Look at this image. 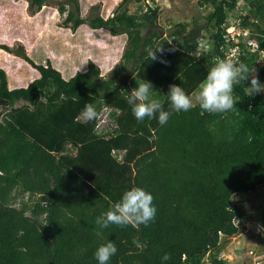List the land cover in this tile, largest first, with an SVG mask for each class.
<instances>
[{
    "label": "trees",
    "instance_id": "trees-1",
    "mask_svg": "<svg viewBox=\"0 0 264 264\" xmlns=\"http://www.w3.org/2000/svg\"><path fill=\"white\" fill-rule=\"evenodd\" d=\"M26 1L40 12L46 0ZM66 1L72 9L59 8L67 13L65 25L124 35L126 47L107 74L89 60L86 70L64 77L21 48L17 55L39 78L10 89L0 69V264H97L95 249L108 239L118 248L110 264H202L208 252L213 264H227L218 260L223 239L238 236L251 220L259 223L256 238L264 247V207L257 217L241 204L264 186V92L250 95L246 88L253 76L264 84V0H198L210 7L209 47L190 23L162 27L170 0H122L111 16L86 18L79 0ZM133 1L138 9L131 13ZM229 22L253 41H230ZM234 46L240 53L230 60L253 71L234 84V108L208 113L196 103L188 112L171 111L169 85L193 96L206 62L227 58ZM161 47L153 61L149 51ZM143 79L171 111L164 126L155 118L138 122L131 112L126 97ZM86 104L96 119L82 115ZM132 186L153 194L155 219L101 230L96 218ZM247 257L242 264L255 263Z\"/></svg>",
    "mask_w": 264,
    "mask_h": 264
},
{
    "label": "rangeland",
    "instance_id": "rangeland-1",
    "mask_svg": "<svg viewBox=\"0 0 264 264\" xmlns=\"http://www.w3.org/2000/svg\"><path fill=\"white\" fill-rule=\"evenodd\" d=\"M121 1L79 0L83 9L82 17L101 13L104 17H109ZM61 6H65L68 11L72 9L66 0H46L40 12L31 9L26 0H0V69L7 73L10 89L27 87L39 78L38 71L17 55L16 52L20 48L34 63H51L64 77L73 76L79 69L86 70L89 60L100 65L110 62L113 64L111 67L116 66L121 60L126 47L124 35L113 37L108 32L95 31L88 24L81 25L77 31H73L72 23L64 24L67 13L60 12ZM96 7L99 8L98 13L92 11V8ZM137 9L138 4L133 1L129 5V10L134 13ZM209 9V6L201 7L198 0H170L165 3L160 24L169 28V22L190 23L203 37L202 44L209 47V39L213 32L205 20ZM234 13L230 14L231 21L235 20ZM194 22L197 23L196 26ZM149 32L144 30L143 35ZM3 46L10 48V51ZM113 54H116V57L112 58ZM195 94L192 96L193 104L198 103ZM110 124L111 130L114 126L113 123ZM241 204L248 213L258 217L264 207V186L246 195ZM259 227L255 220L245 222L238 236L224 239L223 248L227 247L224 258L229 264H242L245 258H249L247 249L254 251L252 255L254 259L264 260V247L256 238Z\"/></svg>",
    "mask_w": 264,
    "mask_h": 264
},
{
    "label": "clouds",
    "instance_id": "clouds-1",
    "mask_svg": "<svg viewBox=\"0 0 264 264\" xmlns=\"http://www.w3.org/2000/svg\"><path fill=\"white\" fill-rule=\"evenodd\" d=\"M236 23H231L229 29H235L241 31V36L252 42L248 35V31L243 32ZM238 25V24H237ZM231 27V28H229ZM228 35V34H227ZM239 37V38H240ZM164 49L157 48L149 51V55L152 60L158 59L157 52L163 53ZM161 63H166L163 59ZM207 74L205 78L198 84V90L195 94V98L198 101L199 108L203 112L208 113H225L232 110L235 106V100L233 96L234 84L240 80H247L249 75L253 72H249L248 68L244 64H235L232 60L227 58L215 57L209 66V62H206ZM137 81V80H136ZM138 87L133 88L127 95V103L131 107V112L138 122H143L145 118L157 119L159 125L164 126L169 121L171 111L174 112H188L193 108L192 96L188 94L181 85L171 84L166 93L168 103L171 111L164 109V101L157 98L154 93L157 91L153 89L152 82L143 79V81H137ZM248 93L253 95L257 92L264 91V84L259 82V79L255 76L251 78L250 85L246 87ZM82 115L88 120L92 121L97 118L98 113L95 107L91 104H86ZM154 197L151 192L141 186H132L127 188L121 195L120 199L110 204L107 211L102 212L100 216L96 218V225L102 230L109 228L110 225H117L126 227L129 225L139 226L148 225V223L155 219L157 214V207L154 204ZM230 238H226L228 240ZM224 241V239H223ZM222 241V242H223ZM133 244L140 247L139 241L133 239ZM222 247L223 243H222ZM227 247L223 248L218 260H225V252ZM118 252L115 241L108 239L104 243L97 246L94 252V258L97 264H110L111 258ZM252 252V254H251ZM248 253V252H247ZM254 251L251 250L248 256L252 257ZM209 258L210 264L212 263L209 252L204 256ZM162 261L169 259L165 254ZM254 262L262 261L252 257Z\"/></svg>",
    "mask_w": 264,
    "mask_h": 264
},
{
    "label": "built area",
    "instance_id": "built-area-1",
    "mask_svg": "<svg viewBox=\"0 0 264 264\" xmlns=\"http://www.w3.org/2000/svg\"><path fill=\"white\" fill-rule=\"evenodd\" d=\"M227 38L234 42V43H238L239 42V37L240 35L242 34L241 31H237L235 29H229L227 31ZM239 53H240V50H239V47L238 46H234V47H231L227 53V58L228 59H234L236 60L237 57L239 56ZM252 254V252H251ZM202 264H210V260L209 258H205L202 262ZM254 264H264V261H256Z\"/></svg>",
    "mask_w": 264,
    "mask_h": 264
},
{
    "label": "crops",
    "instance_id": "crops-1",
    "mask_svg": "<svg viewBox=\"0 0 264 264\" xmlns=\"http://www.w3.org/2000/svg\"><path fill=\"white\" fill-rule=\"evenodd\" d=\"M103 39V41L105 40L104 38H102ZM100 51H103V50H100ZM113 51L114 50H112V53H113ZM100 53V52H99ZM111 53V54H112ZM112 58H114V57H116V54H113L112 56H111ZM112 60V59H111ZM95 62V61H94ZM96 63V62H95ZM107 62H105V63H103V64H98L100 67H101V69L104 71L103 72V74H107L113 67H111V65H113V64H110V62L109 63H107ZM106 64V65H105ZM111 67V68H110Z\"/></svg>",
    "mask_w": 264,
    "mask_h": 264
}]
</instances>
